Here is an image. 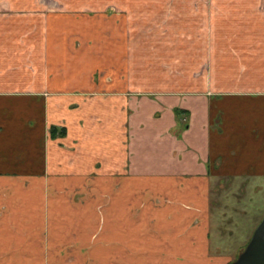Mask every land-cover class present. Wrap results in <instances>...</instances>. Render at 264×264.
<instances>
[{"label":"crops","instance_id":"0c3cea01","mask_svg":"<svg viewBox=\"0 0 264 264\" xmlns=\"http://www.w3.org/2000/svg\"><path fill=\"white\" fill-rule=\"evenodd\" d=\"M146 1L110 5L165 14ZM259 1H219L189 92L123 88L119 37L83 18L114 10L89 0L37 11L33 35L2 30L18 65L0 75V264L227 263L210 249L214 197L264 176Z\"/></svg>","mask_w":264,"mask_h":264},{"label":"rangeland","instance_id":"374dc122","mask_svg":"<svg viewBox=\"0 0 264 264\" xmlns=\"http://www.w3.org/2000/svg\"><path fill=\"white\" fill-rule=\"evenodd\" d=\"M81 1L0 0V42L6 41L2 30L17 28L33 35V29L44 23L43 16H37V11L46 16L48 13H62L68 8H79L78 4L85 2ZM104 1L89 0L98 9L114 10L110 15L83 18L104 24V34L99 35L98 41L107 40L109 35L119 37V61L113 71L119 74L123 88L148 94L178 90L189 92L202 83L206 84L207 70L210 68L212 21L218 19L212 13H219L220 0H164L165 14L154 16H148L146 10L126 11L115 5L113 8L110 4L118 0H108L101 5ZM125 1L121 0L120 3ZM137 3L138 7H145L147 1L137 0ZM259 3L263 8L264 0ZM178 4H184V8L178 10ZM64 21L67 27L71 26L68 18ZM117 27L118 33L113 31ZM82 39L87 42L92 37L83 36ZM0 47H4L0 48L1 75L10 66L16 69L18 56L9 52L13 48L9 49L5 44ZM108 69L112 70V67L100 70ZM194 77L197 79L193 80ZM247 179L240 187V178H237V185H233L227 194H216L214 197L210 249L223 254L224 257L220 259L226 264L233 261L245 247L264 216V176H250Z\"/></svg>","mask_w":264,"mask_h":264},{"label":"water","instance_id":"95a60500","mask_svg":"<svg viewBox=\"0 0 264 264\" xmlns=\"http://www.w3.org/2000/svg\"><path fill=\"white\" fill-rule=\"evenodd\" d=\"M228 264H264V216L256 225L245 247Z\"/></svg>","mask_w":264,"mask_h":264},{"label":"trees","instance_id":"16d2710c","mask_svg":"<svg viewBox=\"0 0 264 264\" xmlns=\"http://www.w3.org/2000/svg\"><path fill=\"white\" fill-rule=\"evenodd\" d=\"M50 133H51L52 135H54V133H55V128H51V129H50Z\"/></svg>","mask_w":264,"mask_h":264}]
</instances>
